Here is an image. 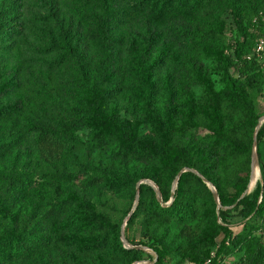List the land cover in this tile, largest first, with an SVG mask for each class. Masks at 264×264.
Wrapping results in <instances>:
<instances>
[{"label": "trees", "instance_id": "obj_1", "mask_svg": "<svg viewBox=\"0 0 264 264\" xmlns=\"http://www.w3.org/2000/svg\"><path fill=\"white\" fill-rule=\"evenodd\" d=\"M88 1L87 32L104 55L81 61L77 48L65 43L61 56L50 65L54 69L67 65L68 89L90 117L30 122L22 136L54 149L53 144L66 134L62 130L94 128V147L103 149L110 159L107 168L85 182L98 190L117 191L150 179L167 201L171 182L180 170H187L180 174L168 206L160 205L149 183H139L140 198L127 225L139 221L149 230L143 234L146 240L126 237L132 246L125 248L120 222L111 221L84 194L72 191V177L62 173L59 191L49 188L46 180L40 181L25 169L29 155L16 149L18 139L0 131V264H30L34 259L36 264L153 261L143 248L135 247L140 244L156 253L153 264H161L168 257V247L155 242L153 232L170 224L180 238L189 241L207 220L210 224L198 241L175 247V256L181 257L175 264L201 263L208 258L212 264H227L224 254L239 251L238 262L231 264L264 263V245L253 226L264 218V161H260L262 185L244 194L259 120L249 93L264 96V67L253 55L262 29L255 25L254 35L249 36L245 25L254 17L261 23L258 15L264 13V0ZM11 9V2L0 6V44L10 32ZM209 9L215 12L208 28L200 23L191 28L183 25L180 46L172 51L168 35L162 36L168 25L196 18ZM227 16L242 39L219 47L222 87L214 91L200 57H209L210 45L221 41ZM140 20L156 26L157 33L119 57L116 38H124L125 43L127 31ZM183 50L188 51V62L181 68ZM192 85L202 86L204 93L195 97ZM11 87L8 82L0 86V98L9 95ZM22 110L19 102L1 105L0 124L5 128L15 125ZM133 125L142 126L146 133L136 136ZM263 135L264 122L257 141ZM203 178L215 186L218 208ZM206 200L209 213L205 214ZM232 212L246 219L238 230L227 225ZM221 234L224 237L218 241ZM210 246H215L212 255L207 252Z\"/></svg>", "mask_w": 264, "mask_h": 264}, {"label": "rangeland", "instance_id": "obj_2", "mask_svg": "<svg viewBox=\"0 0 264 264\" xmlns=\"http://www.w3.org/2000/svg\"><path fill=\"white\" fill-rule=\"evenodd\" d=\"M3 2L12 3L11 13L13 19L8 24L10 27L8 36L3 38V42L0 44V86L8 82L12 87L9 95H3L0 98V106L6 103L19 102L23 110L15 125L5 128L3 124H0V131L8 137L18 139L16 149L20 147V150L25 151L31 158L29 160V156L27 157L28 161H26L25 169L32 172L34 177L40 181L46 180L49 188L57 190L58 180L62 173L72 177L70 188L72 191L84 194L99 212L107 215L113 222H120L121 228L123 226V240L125 242H123L122 237L121 240L125 248L132 246L126 237L129 239L134 238L135 241L146 240L143 234L148 233V227L139 223V221L127 225L128 219L135 210L140 198L136 185L118 188L117 191H107L103 188L98 190L99 187L92 188L85 184L89 178L96 176L98 170L107 168L110 164L106 152L101 148L94 147L95 144L92 139L94 128L85 126L79 129L62 130L61 132L66 134H63V137L53 144L54 149L53 147L36 145L28 135L22 136L25 125L30 122L45 121L51 123L54 120H74L79 117H90L77 101V96L68 89L65 77L70 69L66 67L67 65H61L55 69L50 65L61 56L65 43L77 48L78 57L81 61L95 60L104 55L101 46L92 42L87 32L89 23L87 15L91 16L90 2L88 0H0V6ZM213 12H215V9H209L196 18L189 17L183 21H175L169 24L168 30L162 33V36L164 34L168 35L166 39H168V46L171 50H178V46H180L179 40L182 34L180 29L183 25L191 28L200 23V25H204L203 28H208L206 24L212 23L210 15ZM262 12L259 11L258 15L261 23H258L257 17L248 19L246 22V32L249 36L254 35V29L257 26L263 29L264 13ZM251 14L252 12H249L247 18ZM226 21L227 24L220 33L221 41L219 43L214 42L209 47L212 54L203 58L200 57L201 53L198 54L200 62L208 71L214 91H218L222 87L221 70L218 63L219 47L221 44H232L235 40L242 39L238 35L232 18L227 16ZM157 31L156 26L140 20L131 30L127 31L125 43L122 42L124 38L122 41H118L116 38L115 45L118 56L124 58L129 48L138 44V42L148 40ZM187 62L188 51L183 50L180 61L181 68H184ZM190 90L195 97L204 93V88L199 85H192ZM249 95L253 100L259 118L264 117V96L254 92L249 93ZM133 126L132 129L136 136L140 135L142 137L146 133L142 126ZM256 149L257 157L253 170L251 166L250 179L247 191L245 190L244 194L254 191L257 185H262L260 161H264V135L259 141H257L256 135ZM255 166L258 167L259 173L254 184L251 185ZM252 171L253 174L251 175ZM174 180L171 182L170 196L167 201L162 200L158 184L154 181L141 179L138 183H148L145 181H150L159 192L156 196L160 205L168 206L173 200L174 194L172 192L176 187ZM216 205V208L220 206L217 203ZM203 208L206 210L205 214L209 213V200L205 201ZM217 221L220 222V219L217 218ZM244 221H246L245 218L232 212L227 225L238 230L242 227ZM204 224L205 226L198 228L195 235L192 236L194 241H198L204 235L205 228L210 224V221L207 220ZM253 226L256 228L254 230L255 234L258 235L264 245V218L254 223ZM152 237L155 242L157 241L168 247V257L161 264H175L181 259L180 256H175V247L194 243L192 239L188 241L180 238L177 229L170 224L153 232ZM223 237L224 235L221 234L217 240L220 241ZM141 247L153 256L154 260H141L138 264L155 263L157 260L156 253L147 246L142 245ZM208 251L212 255L215 246H210ZM241 253L239 251L228 253V255L224 254L226 256L225 262L227 264L238 262ZM188 263L192 262L184 261L181 264ZM30 264H36V260L34 259Z\"/></svg>", "mask_w": 264, "mask_h": 264}, {"label": "water", "instance_id": "obj_3", "mask_svg": "<svg viewBox=\"0 0 264 264\" xmlns=\"http://www.w3.org/2000/svg\"><path fill=\"white\" fill-rule=\"evenodd\" d=\"M264 121V117H260L259 120H258V125H257V128L254 132V135H253V142H252V147H251V166H252V170H253V166H254V163H255V160H256V157H257V149H256V135H257V131H258V128L260 127V125L262 124V122ZM187 169H182L180 170V172L177 174L176 176V179L174 180V185H176L177 183V180L180 176V174L183 172V171H186ZM190 171L192 172H195L197 173L195 170L193 169H189ZM198 174V173H197ZM253 174V171L251 173V175ZM145 182H148L150 183V181H145ZM203 182H205L207 184V186L212 190V193H213V197L216 201L217 204H219V200H218V196L216 194V191H215V188L214 186L205 178H203ZM151 184V183H150ZM151 186L155 189L157 195L159 194L158 190L155 188V186L153 184H151ZM136 189H137V193H138V190H139V183L136 185ZM247 191V190H246ZM173 193V192H172ZM121 237H122V240H123V226L121 228ZM123 242H125L123 240ZM135 247H138V248H143L141 246H135ZM133 264H138V262H134Z\"/></svg>", "mask_w": 264, "mask_h": 264}, {"label": "built area", "instance_id": "obj_4", "mask_svg": "<svg viewBox=\"0 0 264 264\" xmlns=\"http://www.w3.org/2000/svg\"><path fill=\"white\" fill-rule=\"evenodd\" d=\"M253 55L257 58L261 66L264 67V21H263V29L253 49ZM188 264H212V261L210 258H208L201 263H188Z\"/></svg>", "mask_w": 264, "mask_h": 264}, {"label": "bare ground", "instance_id": "obj_5", "mask_svg": "<svg viewBox=\"0 0 264 264\" xmlns=\"http://www.w3.org/2000/svg\"><path fill=\"white\" fill-rule=\"evenodd\" d=\"M258 173H259L258 167L255 166V167H254V174H253V178H252L251 185L254 184V182H255V180H256V176L258 175Z\"/></svg>", "mask_w": 264, "mask_h": 264}]
</instances>
